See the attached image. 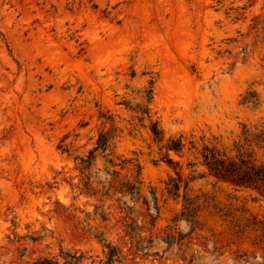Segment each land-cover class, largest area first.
Instances as JSON below:
<instances>
[{
	"label": "rangeland",
	"instance_id": "1",
	"mask_svg": "<svg viewBox=\"0 0 264 264\" xmlns=\"http://www.w3.org/2000/svg\"><path fill=\"white\" fill-rule=\"evenodd\" d=\"M206 146L264 162V0H0V264H264Z\"/></svg>",
	"mask_w": 264,
	"mask_h": 264
},
{
	"label": "trees",
	"instance_id": "2",
	"mask_svg": "<svg viewBox=\"0 0 264 264\" xmlns=\"http://www.w3.org/2000/svg\"><path fill=\"white\" fill-rule=\"evenodd\" d=\"M153 133L159 138L161 135L160 129L157 124L152 127ZM109 136L106 133H101L97 141L98 145L96 149H106L108 146ZM185 147L183 136L178 139H170V143L167 145L168 150H174L177 153L182 152ZM205 158V164L209 169L210 175H212L217 181L226 182L237 188H251L257 190L264 197V162L255 163L247 161L245 159H234L225 155L216 148L209 146L205 147L203 151ZM169 162H173L170 158ZM182 175L180 174L178 180L174 177L170 178L169 190L171 192H179L181 188ZM123 185V184H122ZM189 183L186 182L185 188H188ZM130 188H135V185H128ZM134 186V187H133ZM186 200L190 204L192 198L187 197ZM71 257L70 260L61 263L56 259L44 257L38 259L32 264H84L79 260L78 256L66 255Z\"/></svg>",
	"mask_w": 264,
	"mask_h": 264
}]
</instances>
